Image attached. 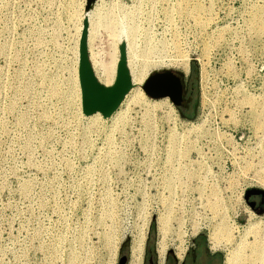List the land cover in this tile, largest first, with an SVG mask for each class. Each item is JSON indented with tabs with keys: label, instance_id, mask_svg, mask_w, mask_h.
Returning <instances> with one entry per match:
<instances>
[{
	"label": "rangeland",
	"instance_id": "rangeland-1",
	"mask_svg": "<svg viewBox=\"0 0 264 264\" xmlns=\"http://www.w3.org/2000/svg\"><path fill=\"white\" fill-rule=\"evenodd\" d=\"M195 2L197 19L180 8ZM83 31L87 56L102 60L112 43L118 62L129 39L138 54L154 46L156 71L196 82L193 117L169 97L174 111L149 110L150 126L134 102L124 121L83 113L81 92L67 95ZM251 93L263 112L264 0H0V264H128L140 233L142 264L149 234L155 264H165L160 237L179 258L199 233L225 264L238 232L264 218V125L255 131L249 106L238 109ZM221 216L235 229L213 248Z\"/></svg>",
	"mask_w": 264,
	"mask_h": 264
},
{
	"label": "bare ground",
	"instance_id": "bare-ground-1",
	"mask_svg": "<svg viewBox=\"0 0 264 264\" xmlns=\"http://www.w3.org/2000/svg\"><path fill=\"white\" fill-rule=\"evenodd\" d=\"M188 5L190 6V3L189 4L185 3V6L182 5L180 8L183 9L185 11V13L188 15L189 14L191 15V13L193 12L194 13L193 18H195V13H198L201 11V9H203L201 4L197 3V2H195L194 4H192L190 6V8H191L190 10L187 9ZM170 9H172V8H170ZM192 9L194 11H192ZM167 13H169V12H167ZM195 19H197V18H195ZM115 32H116V30H114V29L110 30V35L115 36L116 35ZM88 36H90V34ZM118 40H121V39L119 38ZM151 40H152L151 35H148L145 38L146 42L151 41ZM132 42H133V39H129V43H128L129 48L127 49L126 58H125V63H126V66H127L128 72H129L131 87H129V89L127 90V92L123 96L118 107L116 109H114V111L109 116L114 118V117L118 116L119 114H122L121 120L124 121V117L126 116L125 114H123L124 110L126 108H128L129 103L134 102V103H138L140 106L146 108L145 109L146 112L143 115H145L144 116L145 118L147 117L145 119L146 125L150 126L151 123L147 120L149 110H152L153 108H156V107H168L170 111H174L172 103L169 101L168 97L170 96L169 98L171 99V101H172V99L175 100L177 98L178 86H177L175 80H173V78H171L167 75L158 76L157 78L152 79L151 85H154L155 87H160V88L166 89L169 96L163 97L161 99H153V98L148 97L144 93L142 85L144 84V82H145L146 78L149 76V74L153 73L151 71L153 69L157 70V68H155L157 63H154L151 61V57L154 55V52H156V48L152 45H146L145 50H143L142 53L138 54L136 52V50L134 49L133 45L131 44ZM75 53H76L75 54L76 55V58H75L76 64H75V67L70 72L71 73L70 86H69V90H68L69 93L67 94L69 99H72L73 97L76 99V98H79V96H80V87H79V83H78V78H79L78 77V64H79V52H78V50H76ZM109 56L110 57L106 60L100 59L98 57L97 53H94V52L88 56L89 60L91 62V66H92V69H93V72H94L96 79L98 80V82H100L101 84H103L105 86L111 85L115 79L117 63H118V60L120 57L116 43H112V50H111ZM137 57H141V60L137 61L136 60ZM178 65L181 69H184L185 71H187L188 59L187 58L181 59L178 62ZM239 86L240 85L237 84L234 89H236V91H237V88ZM236 91H234V92H236ZM180 96H181V92H180ZM205 96H206V93H205V91H203V100H204ZM258 103L259 102H258L257 96H254V94L251 93V94L245 95L242 98V100L239 101V104H238L239 111L242 110V107L244 104H247L249 106V109L246 111V113H248L250 120H251V127L255 131L259 130L264 125V124H262L264 121V118H262L264 110H263V112H259L260 109L258 108V106H259ZM226 110L229 112V115L231 116L233 112L230 109H226ZM89 115H90V117H92V116L97 117V116L101 115V113L95 112V113H92ZM198 126L199 125H197V126L195 125L193 127L198 128ZM261 129H262L261 130L262 135H261L260 141L264 140V128H261ZM211 134H214V133L210 132V135ZM216 134H218V131H216ZM173 139H174V136H173ZM173 139L171 138V141ZM200 151L201 150L199 148L198 152H200ZM262 173L264 174V168H263ZM262 177H264V175ZM257 185L264 188V178H258ZM211 195H212V193H211ZM209 199H210V196H209ZM213 201H215V200H213ZM106 215L109 216L110 211L105 212V216ZM159 220H160V231L162 233H164V231L166 229L165 225L167 223V219L165 216H160ZM199 229H200L199 223H195V225H193L192 233L196 234ZM233 229H235V227L232 226L231 223H229V224L226 223L223 216H221L219 218V220H217V223L213 224V229H211V231H210V234H211L210 238H211L212 247L213 248L218 247L220 237H223L222 241H223V239H225V241L231 242V239H232L231 237L233 235ZM172 231H173V227L171 228L170 233ZM177 233L180 234L179 232H177ZM238 233H239L238 239L233 241L231 243L232 244L231 247L228 249V252H227L226 257H225V264H264V218L263 219H252ZM103 237H104L103 241L107 245H111L112 236H109L108 233H105ZM249 237H251V240L249 239ZM167 238L164 239L163 237H160L159 241H158L157 251H158V257L160 258L161 262L164 261V258H165L166 252H167V248H168ZM144 241H145V234L144 233H140V235H137L133 239V241L130 245V259H129L128 264H142ZM184 251H185V247H179L178 256L182 257V254ZM69 260L73 261V257L71 255L69 256Z\"/></svg>",
	"mask_w": 264,
	"mask_h": 264
},
{
	"label": "water",
	"instance_id": "water-1",
	"mask_svg": "<svg viewBox=\"0 0 264 264\" xmlns=\"http://www.w3.org/2000/svg\"><path fill=\"white\" fill-rule=\"evenodd\" d=\"M169 73L172 75L178 86L177 98L175 100L172 99V101L176 105H179L181 102V83L179 78L175 77V75L168 70L163 72L154 70L153 73L149 74V76L146 78L142 88L148 95L152 97L169 96L166 89L151 85L152 79H155L158 76L167 75ZM78 77L81 92V107L83 113L85 114L99 112L104 116H109L114 111V109L117 108L123 96L129 89L131 83L123 51H121V59L117 64L114 82L109 86H105L98 82L94 75L89 57L86 53L84 31L82 33L79 46ZM122 260L123 261H121V264L122 262L124 264L125 258H122Z\"/></svg>",
	"mask_w": 264,
	"mask_h": 264
},
{
	"label": "trees",
	"instance_id": "trees-1",
	"mask_svg": "<svg viewBox=\"0 0 264 264\" xmlns=\"http://www.w3.org/2000/svg\"><path fill=\"white\" fill-rule=\"evenodd\" d=\"M181 83V82H180ZM195 86H196V82L195 81H191L190 79H188V82L185 83L184 85L181 84V94H182V98H181V102L178 105V109L180 114L184 117V118H192L193 117V113L195 111V108L197 106V99L195 95ZM153 224H151V230H153L152 227ZM205 241V235L202 233H199L195 238H194V242H204ZM153 242L151 239V235L149 234L148 238H147V242H146V252H145V257L147 258V256L153 254V246H152ZM166 262L167 264H175V258L172 254L171 251L167 252L166 255Z\"/></svg>",
	"mask_w": 264,
	"mask_h": 264
},
{
	"label": "flooded vegetation",
	"instance_id": "flooded-vegetation-1",
	"mask_svg": "<svg viewBox=\"0 0 264 264\" xmlns=\"http://www.w3.org/2000/svg\"><path fill=\"white\" fill-rule=\"evenodd\" d=\"M181 98H182V94H181ZM256 204H257V202L254 201L253 205L255 206ZM194 247H195L194 250L198 249L197 251H199V257L200 256L204 257L205 264H215V262H217V261L219 262V260L221 259L220 252L217 250L211 251L208 243H206V242H202L200 244L194 243ZM194 250L191 248H188L186 256H185V260L181 264H186L189 256L193 253ZM182 256H183V254H182ZM145 259H146L145 261H148L150 264H155V261L153 260V257L151 255L147 256V258L145 257ZM165 264H167L166 260H165ZM188 264H191V259H190V262Z\"/></svg>",
	"mask_w": 264,
	"mask_h": 264
},
{
	"label": "crops",
	"instance_id": "crops-1",
	"mask_svg": "<svg viewBox=\"0 0 264 264\" xmlns=\"http://www.w3.org/2000/svg\"><path fill=\"white\" fill-rule=\"evenodd\" d=\"M198 235V234H197ZM196 235V236H197ZM195 236V237H196ZM194 237V238H195ZM194 238H193V241H192V243H191V245L188 247V248H191V249H193L194 250V243H202V242H194ZM204 242H206L207 243V241H206V238H205V241ZM188 250V249H187ZM187 250H186V253H187ZM198 249H196V250H194L193 251V253L189 256V258H188V260H187V262H186V264H188L189 262H190V259H191V264H205V259H204V257L203 256H200L199 257V251H197ZM171 251V250H170ZM186 253H184V255L180 258H175V256H174V258H175V264H181L184 260H185V256H186ZM177 257V256H176ZM202 257V258H201ZM165 260H166V257H165ZM221 262H222V259H220L219 260V262L217 261V262H215V264H221Z\"/></svg>",
	"mask_w": 264,
	"mask_h": 264
}]
</instances>
